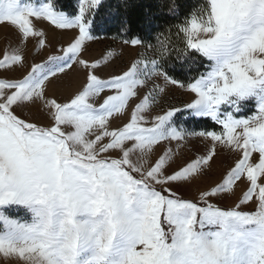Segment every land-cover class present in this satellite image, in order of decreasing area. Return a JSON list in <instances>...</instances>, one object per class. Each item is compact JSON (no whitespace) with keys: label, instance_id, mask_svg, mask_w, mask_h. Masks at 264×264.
Segmentation results:
<instances>
[{"label":"snow or ice","instance_id":"6c2138e0","mask_svg":"<svg viewBox=\"0 0 264 264\" xmlns=\"http://www.w3.org/2000/svg\"><path fill=\"white\" fill-rule=\"evenodd\" d=\"M100 4L0 0L15 33L0 50V264H264V0H205L174 38L125 40L152 55L106 78L83 58ZM42 23L74 35L37 61L25 49L50 47ZM74 67L80 88L49 95ZM208 121L220 131L185 127ZM192 139L206 150L178 163ZM221 151L232 165L187 198Z\"/></svg>","mask_w":264,"mask_h":264},{"label":"rangeland","instance_id":"374dc122","mask_svg":"<svg viewBox=\"0 0 264 264\" xmlns=\"http://www.w3.org/2000/svg\"><path fill=\"white\" fill-rule=\"evenodd\" d=\"M103 0H101L102 2ZM22 3H31L36 7L45 3L46 0H21ZM80 0L78 2L79 9ZM45 28L48 33V41L50 47L44 50H37L35 46V41H29L25 51L29 55V59L35 56V59L39 61L42 58H46L48 54L55 51L61 45H66L72 38L74 33L71 30L60 31L56 30L46 23L39 25ZM95 39L87 43V50L83 53V58L89 61H94L100 59L102 61V66L99 69L98 74L103 77H108L111 74L119 73V71L126 67L134 58L137 57L138 53H145V49L141 46L133 47L131 44L124 43L125 40H116L107 37L94 36ZM15 38V33L13 29L5 26H0V50L5 47L8 40H13ZM151 56L149 51L145 53ZM107 60V64L103 61ZM84 83V73L79 70V68L74 67L73 70L68 72L67 75L62 76L59 80L53 82L49 86V95H55L59 98H67L73 92L78 90L80 86ZM170 103H175L177 105H182L184 102L188 101L189 96L184 94L181 90L173 89L166 97ZM24 118L31 119L39 123H48L46 117L35 109L32 110L30 115H26ZM190 130V129H189ZM199 131V130H196ZM173 148H175V142H173ZM206 150V144L197 139H192L185 147L181 150V156L178 159V163H182L184 159L192 157L195 154L203 153ZM234 157L230 153L221 151L214 162L212 163V168L208 175L202 177L192 188L185 191L183 194L187 198H194L197 195L196 189L198 187H207L209 185H214L220 180L222 175L227 171V169L232 165ZM244 185L240 184L237 188V195L243 190ZM235 197L223 201L224 204L231 206L234 203ZM18 215L23 216V211H18Z\"/></svg>","mask_w":264,"mask_h":264},{"label":"trees","instance_id":"16d2710c","mask_svg":"<svg viewBox=\"0 0 264 264\" xmlns=\"http://www.w3.org/2000/svg\"><path fill=\"white\" fill-rule=\"evenodd\" d=\"M55 2L59 10L70 15L74 16L78 12L79 0H55ZM173 2L175 9L170 11ZM204 2L205 0H103L93 10L91 16L92 35L116 40L139 38L143 40L144 45H156L158 38L164 40L174 38L175 26L181 24ZM168 29H171V33L161 36ZM149 53L151 54L150 50ZM246 114L250 113L246 112ZM180 122H183V117ZM185 127L190 130L201 131L207 128L220 131L219 126H215L211 121L200 125L188 123Z\"/></svg>","mask_w":264,"mask_h":264}]
</instances>
